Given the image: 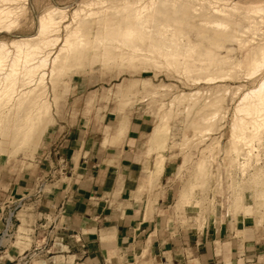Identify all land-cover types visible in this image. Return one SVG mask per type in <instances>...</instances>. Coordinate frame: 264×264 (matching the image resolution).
Segmentation results:
<instances>
[{"label":"rangeland","instance_id":"374dc122","mask_svg":"<svg viewBox=\"0 0 264 264\" xmlns=\"http://www.w3.org/2000/svg\"><path fill=\"white\" fill-rule=\"evenodd\" d=\"M24 1H20L21 4L19 3V8L21 7V10L17 14L19 18L17 20V17H15L17 21L14 20L16 23L12 28L9 30L5 29L6 31L4 29L0 30V44L6 43L9 45L19 39L35 37L39 32L40 18L49 10L60 9L66 13H64V16L67 18L62 22L59 32L57 34L53 33L55 36L49 35V39L54 37L60 38L61 41L59 40L54 50V53H58L61 46H63V40L66 39V34L68 33V36L71 33V29L75 31L79 23L82 22V24L78 29L79 32L72 31L74 32L73 35L75 34L74 36L79 39L76 44L75 39H73L74 36L72 38L75 43L73 54L59 64L54 76H52L49 67L45 68V73L48 75L44 79L43 87L39 89L36 95L28 97H25V95L23 97V95L17 93L12 98L8 97L6 99L4 97L5 100H0V118L4 120H0V124H2L1 129L3 130V133L1 132L2 130L0 131V161H7L11 165H16L22 164V162L35 164L39 160L43 161L46 159L45 169L47 172L60 170L50 158H53L55 148L66 133L64 127L67 124V120H72L75 123L77 119L82 118L79 117L77 110L80 109L83 112H87V114L91 113L93 108L106 110V112L112 114L110 123L116 121L121 129L129 123L131 114L137 111L139 116L144 118L146 123L153 127L151 143L155 144L154 142H156L158 150L166 151L169 174L167 181L163 183L167 186L170 196L164 197V200L167 199V206H171L174 221L179 224L183 223L185 227L191 230L198 229L201 232L212 230L217 233L221 232V234L232 233L237 236H241L246 227L249 229L253 226L254 230L260 235V238L264 235V206L261 207L264 205V138L262 139L264 137V127L259 137H251L253 138L252 141L249 137L252 135L249 131L252 130L245 131L243 138L247 140L244 141L242 139L241 141L237 138V135H240V130L233 132L232 127L236 118L237 107L242 102V99L246 94L257 89L264 80V70L253 78L249 76L251 70L249 63L246 61L247 55L251 54L255 56L264 48L263 23L258 22L255 24L250 19L251 17L224 18L211 12V8L207 12L208 7H205L206 11H204L205 9L199 10L200 3L196 2L192 8L197 7L198 12L194 13V9L189 10L185 15L186 22L181 18L184 22L180 20L179 23H183L180 25L177 21L179 27L177 23L170 20L165 14L155 17L151 26L156 29L155 34L158 32V36H147V34L140 36V40L143 41H139L142 42L141 45L138 42L135 44L141 50L139 53L137 52V55L136 53H129L124 47H102L99 43L104 35L106 37L104 39L107 40L118 38L116 34L121 35L120 30H110L105 27L110 21L116 19L118 26L122 25V23L124 24L125 15L122 13L119 16L116 15L115 8L112 9L111 7L115 4L116 6L125 4V0H104L108 1L104 6L105 8L95 6L96 2L98 3L103 0H94V2L93 0ZM129 1L127 2L133 3V1L137 0ZM231 1L237 3L244 10H251L257 6L264 7V0ZM110 2L112 5L109 4ZM145 2L147 3L148 0H143L142 3L144 4ZM3 3L5 4L4 0H2V3L0 2V6H5ZM84 4L91 5L92 7L90 9L86 8L87 10L85 11L87 12L85 13L84 11L81 14L76 24L77 21L73 22L72 14L76 9H82L81 6H84ZM7 6L9 8V6L14 5ZM106 10H108V13H106ZM90 11L98 12V15H95V17L91 16L90 18ZM191 14L192 17L190 16L189 20L187 17ZM164 15L166 19L172 21H168L171 24L166 22ZM200 15H203V17ZM206 16L208 17L206 18ZM215 18L216 20L221 19L229 24L231 23V25L233 24L236 30L239 29L236 35L234 33L235 39L232 38L233 32L228 31L225 33V36L221 37L224 41L219 40V36L217 34L215 36L209 26L206 25L205 27L203 24L205 21L213 22L216 21ZM173 19L175 21L176 19L179 20L178 18ZM87 21L88 24H92L88 25ZM202 21L204 22L202 23ZM185 23L187 26L184 25ZM86 24L88 26L85 27ZM193 24L194 27L192 26V28L194 29L191 28ZM67 25L70 26L68 27ZM168 26L172 28V32L167 31L166 28ZM105 29L108 30L106 31ZM102 30L104 31L103 36L101 35ZM114 31L116 34H114ZM182 32L183 34L181 35ZM162 33L166 35L163 36ZM188 33L189 35L187 36ZM229 33L230 35L232 34L230 39L228 38L230 36ZM110 34L111 37L109 38ZM199 34H204L203 37L207 35V40L200 37ZM247 34L254 38L247 36ZM224 37H227L226 40ZM89 38L90 40H88ZM255 38L257 43L259 41L261 45L257 44L256 46ZM179 40L180 43L178 42ZM214 40H216V43L214 42V45L210 44ZM87 41L90 42L88 43ZM199 41L200 45L198 44ZM247 41L249 45L251 44V47ZM191 44L194 47H191ZM221 44L227 47L224 48ZM165 45L172 51L169 53L165 52ZM76 46L79 48L77 49ZM199 46L204 49H201ZM145 48L149 57L146 54ZM190 48L194 49L191 51L189 50ZM143 51H145V54ZM140 53H143L145 58ZM172 55H176L177 58L173 60ZM73 56H75L74 59H72ZM222 68L225 72H222ZM217 71H221L220 74ZM209 76L217 78L216 82L212 84L205 81ZM21 81H19L20 84L18 85L19 90L27 92L31 86L26 85L25 81L29 83V80H24L22 83ZM43 93L45 94L43 95ZM9 99L11 100L10 105L7 104L8 102L6 103V100L9 101ZM4 106H6V109H2ZM44 107H47V109ZM10 108L12 110H9ZM39 108H42L41 111L45 112V115L42 113L38 117ZM1 111H4L6 114ZM46 111H49L48 115ZM8 112L9 117L7 116ZM3 115L4 117H2ZM14 115L16 116L15 119ZM47 116L50 119L46 118ZM23 118L27 122L30 121L28 123L29 126L27 122H24ZM34 120H37L36 123ZM192 121L194 126L192 125ZM206 122L208 124H205ZM30 124L34 126L33 130ZM36 124L37 127H35ZM27 127L31 128L32 132L30 130V133H28ZM1 135L4 137L3 139ZM25 137H27V141ZM248 138L251 143L248 141ZM20 141L22 142V146ZM236 143L241 144L238 145ZM202 166L203 168L201 169ZM28 167L31 168L27 165H21L23 169ZM30 170L32 171V169ZM158 170L160 171V168L157 169V174H159ZM65 171L63 170V172ZM206 175L208 176V181ZM156 185L162 187L161 183ZM159 198L157 197L156 200H159ZM195 205L196 207H194ZM21 207V205L18 206L15 214L20 212ZM18 218L24 221L23 212L19 214ZM16 231L15 228L14 231L7 232L3 244L6 241L11 244L16 239L19 240V235L15 234ZM20 231L22 232V229Z\"/></svg>","mask_w":264,"mask_h":264},{"label":"crops","instance_id":"0c3cea01","mask_svg":"<svg viewBox=\"0 0 264 264\" xmlns=\"http://www.w3.org/2000/svg\"><path fill=\"white\" fill-rule=\"evenodd\" d=\"M82 112L50 158L60 170L0 161V264H264L253 226L237 236L173 220L166 151L137 111L123 129L106 110Z\"/></svg>","mask_w":264,"mask_h":264},{"label":"bare ground","instance_id":"6f19581e","mask_svg":"<svg viewBox=\"0 0 264 264\" xmlns=\"http://www.w3.org/2000/svg\"><path fill=\"white\" fill-rule=\"evenodd\" d=\"M20 1L22 0H4L5 2V6H0V30L2 29H11L12 26L16 23L14 20H18V16L17 14L19 13L18 11L21 10V7L19 8V5L21 4ZM24 1V0H23ZM98 1V0H97ZM122 1V0H121ZM129 0H125V4L123 3L122 5H112V1L109 3L110 5H112V9L115 8L114 10L116 11V15L119 16V14H124L125 15V18H124V24L122 23V25L118 26V21L117 19L116 20H113V21H110V23H108L106 25L105 28H109L110 30H114V29H117L118 31L120 30V33L121 35L119 36V34H116L115 31H114V34L118 35V38H113L111 39V34L109 35V38L110 40H107V39H103L100 40V45L102 47H124L126 48L129 53H136L138 55V53L141 51L136 44V42L140 43L139 45H141L142 42H139V41H143V40H140V36L144 35V34H147V36H151V35H156L158 36V32H156L155 34V30L151 24L153 22V19L157 16H159L160 14H165L166 16H168V18H170V20H173V22L179 23L180 20L184 19V21L186 22L187 19L185 20L186 18V14L189 12V10L191 11V9H194L196 13L197 11V7H193V4L196 3V2H199L200 4V8H198L199 10H204L205 7H208V10L205 9L204 11L207 10V12L209 11V8H211V12L221 16V17H251L250 19H252L253 23H258V22H261L264 24V7H261V6H257L251 10H244L242 7H240L237 3H234L233 1L231 0H148V2L146 3H142L143 0H137V1H133V3H129L127 2ZM0 2L2 3V0H0ZM94 2V0H93ZM20 3V4H19ZM25 3V1H24ZM84 3H86V1H84ZM97 3V2H96ZM95 3V6L97 5L98 7L100 8H105L104 6L106 5V3H108V1H100L98 2L97 4ZM13 4L14 6H8L7 5H11ZM89 4H91L89 2ZM16 5V7H15ZM82 5V4H81ZM7 6V7H6ZM92 6H93V3H92ZM91 5H88V4H84V6H81L82 9L79 8L76 9V11H74V13L72 14V17H73V22L77 21L76 24L78 23V20L80 19V16L81 14H83V12L87 9H90V7H92ZM94 6V7H95ZM96 6V7H97ZM80 7V6H79ZM88 7V8H87ZM250 7V6H249ZM248 7V8H249ZM15 8V9H13ZM85 8V9H84ZM87 8V9H86ZM108 8V7H107ZM22 9H24L22 7ZM93 9V8H92ZM109 9V8H108ZM153 9V10H152ZM103 11V10H102ZM105 11V9H104ZM112 11V10H111ZM87 11H85L86 13ZM198 12V11H197ZM64 11L63 10H60V9H52V10H49L46 14H44L40 20H39V32L38 34L33 37V38H30V39H19V40H16V41H13L11 44H6V43H1L0 44V100L1 99H4L5 98L7 99L8 97L12 98L14 97L15 94H21L23 95V97H28V96H33V95H36V93H38L39 89L43 87L44 85V79L46 77V75H48L47 73H45V68L49 67L51 69V73H52V76H54L55 74V71H56V68L58 69V66L59 64L65 59H67L69 56H71L74 51V44L79 41V39L77 37H75L73 35V33L76 31V32H79L78 29L79 27L81 26L82 22L79 23L78 27L75 29L72 30L71 29V33L67 36L66 34V39L63 40V46H61L60 48V51H58V53H54V50H55V47L57 46V44L59 43V40L60 38H50L49 39V35L53 33L57 34V32H59V29H60V26L62 24L63 21L66 20V16H64ZM98 13V12H97ZM95 13V12H91L90 11V18L91 16H94L95 15L97 16L98 14ZM106 13H108V10H106ZM210 13V12H209ZM66 14V13H65ZM102 14V13H101ZM168 14V15H167ZM87 15V14H86ZM99 15H100V12H99ZM164 15V18L166 20L167 23H170L172 21H170L169 19H166V16ZM209 15V14H208ZM83 16V15H82ZM188 16V15H187ZM192 17V14L189 15L187 18L190 20V18ZM201 16V15H200ZM15 17H17L15 19ZM105 17H106V14H105ZM161 17V16H160ZM178 18L179 20L176 19V21L173 19V18ZM180 17V18H179ZM198 17V16H197ZM203 17V15L201 16ZM208 16H206L207 18ZM83 18V17H82ZM88 18V17H87ZM163 18V17H162ZM163 18V19H164ZM182 18V19H181ZM195 18H196V15H195ZM194 18V19H195ZM199 18V17H198ZM161 19V18H160ZM204 19V18H203ZM249 19V20H250ZM16 20V21H17ZM83 20V19H82ZM121 20V18H120ZM193 20V18H192ZM216 20V18H215ZM231 20V19H230ZM170 21V22H168ZM183 21V20H182ZM181 21V22H182ZM183 21V22H184ZM197 22H199L198 20H196ZM72 22V23H73ZM103 22V21H102ZM108 22V21H107ZM122 22V20H121ZM120 22V24H121ZM189 22V21H188ZM195 22V20H194ZM204 21H202L203 23ZM105 23V22H103ZM178 23H177V26H178ZM87 24H88V21H87ZM85 25L88 26V25ZM92 24V23H91ZM90 24V25H91ZM159 24V23H158ZM171 24V23H170ZM174 24V23H173ZM180 24V23H179ZM183 24V23H181ZM180 24V25H181ZM190 24H191V21H190ZM189 24V25H190ZM195 24V23H194ZM194 24L191 25V28L192 26L194 27ZM199 24V23H198ZM206 27L209 26L213 32H214V35L216 36V34L219 36V40H223L221 37L224 35L225 36V33L226 32H230L232 31L233 32V37L235 39V36H234V33L235 35L237 34V30L239 29H235V26L231 23H227L221 19L219 20H216V21H213V22H204L203 23ZM238 24V23H237ZM157 25V23H156ZM186 25V23L184 24ZM253 25V24H252ZM68 27L70 25H67ZM66 26V27H67ZM155 26V24H154ZM174 26H176L174 24ZM187 26V25H186ZM238 26V25H236ZM67 27V28H68ZM96 27V26H95ZM94 27V28H95ZM156 27V26H155ZM159 27V26H158ZM179 27V26H178ZM257 27V26H256ZM264 27V26H263ZM262 27V28H263ZM71 28V27H70ZM89 28V27H88ZM103 28V27H102ZM164 28V27H163ZM176 28V27H175ZM81 29V28H80ZM157 29H161V28H157ZM165 29V28H164ZM167 31L169 32H172V28L171 27H167L166 28ZM194 29V28H192ZM261 29V28H259ZM3 30V31H4ZM94 30V29H93ZM106 30V29H105ZM108 30V29H107ZM106 30V31H107ZM180 30V29H178ZM6 31V30H5ZM74 31V32H72ZM91 31H92V28H91ZM96 31V30H95ZM94 31V32H95ZM248 31V29H247ZM254 31V30H253ZM93 32V31H92ZM92 32H91V35H92ZM242 32V31H241ZM90 33V32H89ZM104 33V31L102 30V33L101 35ZM112 33V31H111ZM246 33V32H245ZM55 34L53 36H55ZM77 34V33H76ZM94 34V33H93ZM108 34V32H107ZM183 34V32L181 33V35ZM202 34V33H201ZM213 34V33H212ZM160 35V33H159ZM163 35V33H162ZM161 35V36H162ZM166 34L164 33L163 36H165ZM189 35V33L187 34V36ZM204 35V34H203ZM203 35H200V37H203ZM228 35V34H226ZM230 35V33H229ZM228 35V36H229ZM242 35V34H240ZM74 36V38H73ZM81 36V35H80ZM103 36V35H102ZM101 36V38H102ZM214 36V37H215ZM217 36V37H218ZM227 36V37H228ZM232 34L228 37L229 39L231 38ZM239 36V35H238ZM237 36V37H238ZM247 36H249L247 34ZM264 36V34H263ZM79 37V36H78ZM95 37V36H94ZM99 37V36H98ZM155 37V36H154ZM160 37V36H159ZM190 37V36H189ZM208 37L207 35L203 38H206ZM226 37V38H227ZM246 38V36H244ZM249 37H252V36H249ZM75 39V43H74V40ZM92 38V37H91ZM106 38V37H105ZM108 38V39H109ZM216 38V37H215ZM214 38V39H215ZM225 38V37H224ZM225 38V40H226ZM254 38V37H252ZM251 38V40H252ZM187 39V38H186ZM213 39V38H212ZM218 39H216L218 41ZM238 39V38H237ZM263 39V38H262ZM82 40V39H81ZM90 40V38L88 39ZM97 40V39H96ZM176 40V39H175ZM188 40V39H187ZM207 40V38H206ZM216 40H214L212 43L210 44H213ZM243 40V39H242ZM241 40V41H242ZM250 40V39H249ZM256 41V38L254 39ZM258 40V39H257ZM61 41V40H60ZM202 41H204L202 39ZM224 41V40H223ZM254 41V42H255ZM264 41V40H263ZM88 43L90 41H87ZM180 43V40L178 41ZM177 42V43H178ZM206 42V41H205ZM226 42V41H225ZM243 42V41H242ZM253 42V41H252ZM261 42V41H260ZM86 43V42H85ZM92 43V42H91ZM182 43V42H181ZM200 43V41L198 42V44ZM216 43V42H215ZM228 43V42H227ZM226 43V44H227ZM248 43V41H247ZM256 43V46L257 44H260L259 41L257 43V41L255 42ZM77 44V43H76ZM80 44V43H79ZM87 44V43H86ZM149 44V43H148ZM147 44V46H148ZM169 44V43H167ZM172 45V43H170ZM176 44V43H175ZM195 44V43H194ZM233 44V43H232ZM93 45V44H92ZM174 45V44H173ZM200 45V44H199ZM203 45V44H201ZM214 45V44H213ZM217 45V44H216ZM222 45V44H221ZM249 45V43H248ZM247 45V46H248ZM251 45V44H250ZM249 45V46H250ZM254 47L255 44H253ZM253 45H252V48H253ZM261 45V44H260ZM143 46V44H142ZM191 47L194 45L191 44L190 45ZM223 46V45H222ZM239 46V45H238ZM77 47V46H76ZM80 47V45H79ZM77 47V49L79 48ZM85 47V46H84ZM88 47V46H87ZM95 47V46H94ZM152 47V46H151ZM154 47V46H153ZM171 47V46H170ZM201 48V46H199ZM204 47V46H202ZM224 47V46H223ZM227 46L225 45L224 48H226ZM241 47V46H240ZM251 47V46H250ZM249 47V48H250ZM199 48V49H200ZM260 48V47H259ZM121 49V48H119ZM155 49V48H154ZM153 49V50H154ZM194 48H190L189 50H193ZM201 49H204V48H201ZM244 49V48H242ZM100 50V48H99ZM116 50V49H115ZM122 50V49H121ZM146 50V54H147V49L145 48ZM220 50V49H219ZM232 50V49H231ZM103 51V50H102ZM164 51L165 52H170L172 51L167 45L164 46ZM230 51V50H229ZM138 52V53H137ZM236 52V50H235ZM128 53V54H129ZM143 53L145 54V51H143ZM141 54L144 56V54ZM153 53V52H152ZM159 53V52H158ZM215 53V52H214ZM54 54V55H53ZM78 55V54H77ZM76 55V56H77ZM151 55V54H150ZM54 56V57H53ZM109 56V55H108ZM111 56V55H110ZM113 56V55H112ZM148 56V54H147ZM215 56V55H214ZM75 56L72 57V59H74ZM128 57V56H127ZM149 57V56H148ZM153 57V56H152ZM64 58V59H63ZM78 58V57H77ZM103 58V57H102ZM145 58V56H144ZM177 58L176 55H172V59L175 60ZM236 58V57H235ZM240 58V57H239ZM107 59V58H106ZM131 59V58H129ZM133 59V58H132ZM131 59V60H132ZM142 59V58H140ZM166 59V58H164ZM136 60V59H134ZM154 60V59H153ZM152 60V61H153ZM157 60V59H156ZM224 60V59H223ZM226 60V59H225ZM234 60V59H233ZM237 60V59H236ZM75 61V60H74ZM165 61V60H164ZM163 61V62H164ZM168 61V60H167ZM235 61V60H234ZM244 61V60H243ZM246 61L247 63H249V67H250V74L249 76L250 77H255L257 76L259 73H261L263 70H264V48L261 49L259 51V53H257L255 56L254 55H247L246 56ZM140 62V61H139ZM138 62V63H139ZM150 62V60H149ZM232 62V61H231ZM161 63V62H160ZM163 64V63H161ZM245 64V63H244ZM170 65V64H169ZM158 66V65H157ZM231 66V64H230ZM229 66V67H230ZM236 66H237V63H236ZM244 66V65H242ZM63 67V66H62ZM232 67V66H231ZM234 67V66H233ZM64 69V68H63ZM203 69V67H202ZM220 69V68H218ZM216 69V70H218ZM64 71V70H63ZM61 71V72H63ZM224 71V69L222 68V72ZM190 72V71H189ZM221 71H217V73L220 74ZM225 72V71H224ZM216 73V72H215ZM214 73V74H215ZM216 73V74H217ZM218 75V74H217ZM247 75V77H249ZM188 79V78H187ZM217 78H211L209 76V78H207L205 81H207L208 83H212L213 82H216ZM223 79V78H222ZM250 79V78H249ZM22 80V81H21ZM24 80H29V83L26 82V85H30V89L25 92V91H21L19 90V81H21V83L24 81ZM49 80V79H48ZM203 80V81H204ZM218 81V80H217ZM190 82V81H189ZM196 82V81H195ZM200 82V81H199ZM46 91V90H45ZM198 93V92H197ZM200 93V92H199ZM45 93H43L44 95ZM19 96V95H18ZM17 96V98H18ZM5 97V98H4ZM16 97V96H15ZM191 98V97H190ZM193 98V97H192ZM28 99V98H27ZM189 99V98H188ZM18 100V99H16ZM21 100V99H20ZM19 100V101H20ZM37 100V99H35ZM38 100H40L38 98ZM45 100V98H44ZM190 100V99H189ZM222 100V98H221ZM10 99L9 101L6 100V103L9 104L10 103ZM13 101V99H12ZM22 101V100H21ZM23 101H25L23 99ZM27 101V100H26ZM198 101V100H197ZM15 102V101H14ZM33 102V101H32ZM44 102V101H43ZM46 102V100H45ZM48 102V101H47ZM24 103V102H23ZM202 103V102H201ZM215 103V102H214ZM41 104V103H39ZM47 104V103H46ZM204 104V103H203ZM10 105V104H9ZM8 105V106H9ZM14 105V104H13ZM38 105V104H37ZM48 105V104H47ZM193 105V104H191ZM210 105V104H209ZM208 105V106H209ZM3 106V104H2ZM18 106H20L18 104ZM203 106V105H202ZM6 106H4V108L2 109H6L5 108ZM21 107V106H20ZM42 107V106H41ZM49 107V105H48ZM161 107V106H160ZM187 107V106H186ZM185 107V108H186ZM210 107V106H209ZM212 107V106H211ZM13 108V107H12ZM12 108H10L9 110H12ZM16 108V107H15ZM14 108V109H15ZM45 109H47V107H44ZM164 108V107H163ZM162 108V109H163ZM8 109V108H7ZM25 109V108H24ZM42 109V108H41ZM41 109L39 108V115L38 117L41 116V114L43 113L41 111ZM195 109V108H194ZM20 110V109H19ZM49 110V109H48ZM7 111V110H6ZM5 111V112H6ZM35 111V110H34ZM192 111V110H191ZM4 113V111H1ZM12 112V111H11ZM38 112V110H37ZM47 112V115H48V112L49 111H46ZM169 112V111H168ZM200 112V111H199ZM28 113V111H27ZM45 113V112H44ZM43 113V114H44ZM175 113V112H174ZM212 113V112H211ZM6 114V113H4ZM9 112L7 113V116H8ZM20 114V113H18ZM218 114V113H217ZM2 115V113H1ZM29 115H30V112H29ZM45 115V114H44ZM43 115V116H44ZM168 115V114H167ZM214 115V114H213ZM15 116V115H14ZM165 116V115H163ZM4 117V115L2 116ZM9 117V116H8ZM25 117V115H24ZM27 117V115H26ZM45 117V116H44ZM43 117V118H44ZM166 117V116H165ZM200 117V115H199ZM203 117V116H202ZM215 117V115H214ZM213 117V118H214ZM7 118V117H6ZM16 118V116L14 117V119ZM32 118V116H31ZM30 118V120L32 121V119ZM36 118V117H35ZM46 118H49L48 116ZM2 118H0L1 120ZM13 119V117H12ZM28 120V118H26ZM37 119V118H36ZM50 119V118H49ZM170 119V118H169ZM168 119V120H169ZM190 119V118H189ZM200 121L201 118H199ZM204 119V118H203ZM3 120V119H2ZM8 120V118H7ZM19 120V119H18ZM24 120V118H23ZM40 120V118H39ZM38 120V121H39ZM43 120V119H42ZM209 120V119H208ZM211 120V119H210ZM4 121V120H3ZM15 121V120H13ZM35 121V120H34ZM37 121V120H36ZM35 121V123H36ZM48 121V120H47ZM46 121V123H48ZM171 121H172V117H171ZM196 121V120H195ZM194 121V122H195ZM207 121V120H206ZM212 121V120H211ZM7 122V121H6ZM24 122L26 123L27 121L24 120ZM43 122V121H42ZM41 122V123H42ZM169 122V121H168ZM191 122V120H190ZM23 123V122H22ZM30 123L27 122V124ZM33 123V121H32ZM38 123V122H37ZM205 124H208L207 122ZM0 131L2 130L1 127H2V124H0ZM14 125V124H13ZM18 125V124H17ZM32 124H30V127H32V130H33V127L34 126H31ZM42 125V124H41ZM192 125H193V121H192ZM29 126V124H28ZM163 126V125H162ZM187 126V124H186ZM194 126V125H193ZM37 127V124L36 126ZM233 132H235V130H240V135H237V138L238 140H241L244 139L243 137V133L245 134V131L247 130H252V131H249L250 134L252 133L251 136H249L250 138L253 137H259L261 135V130L262 128L264 127V80L262 81V83L259 85V87L257 89H254L252 90L251 92H249L248 94L245 95V97L242 99V102L240 103V105H238L237 107V110H236V118H235V121L233 122ZM28 128V127H27ZM46 128V127H45ZM163 128V127H162ZM210 128V127H209ZM8 129H9V126H8ZM10 129H11V126H10ZM26 129V128H25ZM159 129V128H158ZM31 128L29 129L28 128V133L32 132ZM45 130V129H44ZM188 130V129H187ZM186 130V131H187ZM22 131V129H21ZM26 131V130H25ZM30 131V132H29ZM190 131V130H189ZM3 133V130L1 131ZM0 132V133H1ZM23 132H24V129H23ZM39 132V131H37ZM209 132V131H207ZM237 132V131H236ZM17 133V131H16ZM22 133V132H21ZM26 133V134H28ZM167 133V132H166ZM186 133V132H185ZM20 134V133H19ZM31 135V134H30ZM157 135V134H156ZM23 136V135H22ZM264 136V135H263ZM2 137V135H1ZM19 137V136H18ZM24 137V136H23ZM29 137V135H28ZM234 137V136H233ZM235 137H236V133H235ZM4 137H2L3 139ZM32 138V137H31ZM247 138V137H246ZM251 138L250 140L252 141ZM264 137H262L263 139ZM27 139V137H25V140ZM29 139V138H28ZM164 140V139H163ZM162 140V141H163ZM235 140V139H234ZM237 140V139H236ZM247 140V139H244V141ZM249 138H248V141H250ZM12 141V140H11ZM14 141V140H13ZM24 141V140H23ZM27 141V140H26ZM25 141V143H26ZM162 141H161V144H162ZM166 141V140H165ZM250 141V143H251ZM260 141V140H259ZM264 141V139H263ZM262 141V142H263ZM7 142V141H6ZM233 142V141H232ZM256 142V141H255ZM22 142L20 141V144ZM155 145L157 146L156 142H154ZM253 143V142H252ZM8 144V142H7ZM24 144V142H23ZM159 144H160V141H159ZM238 144V143H236ZM241 144V143H239ZM238 144V145H239ZM261 144V143H260ZM166 145V144H165ZM233 145V144H232ZM264 145V143H263ZM22 146V144H21ZM252 146V145H250ZM19 147V146H18ZM244 147V146H243ZM5 148V147H4ZM257 150V149H256ZM234 152V151H233ZM249 154V153H247ZM251 154V153H250ZM241 155V154H240ZM262 155V154H261ZM160 156V155H159ZM242 156V155H241ZM249 157V156H248ZM241 158V157H240ZM164 159V158H163ZM236 159V158H234ZM244 159V158H243ZM245 160V159H244ZM163 162V161H162ZM203 164V163H202ZM246 164V163H245ZM203 168V166L201 167V169ZM206 168V167H205ZM204 168V170H205ZM208 169V168H207ZM208 171V170H207ZM197 174V172H196ZM208 178V176L206 175V179ZM197 179V177H196ZM200 179V178H199ZM208 181V179H207ZM206 182V181H205ZM210 182V180H209ZM199 185V184H198ZM192 186H194L192 184ZM197 186V185H196ZM199 187V186H198ZM197 187V188H198ZM200 189V188H199ZM207 190V189H206ZM206 192V191H205ZM264 192V191H263ZM204 193V192H203ZM205 198V197H204ZM203 199V198H202ZM206 201V200H205ZM259 202V201H258ZM195 203V201H194ZM262 204V203H261ZM206 206V205H205ZM232 206V205H231ZM264 205H262L261 207H263ZM196 207V205L194 206ZM259 207V206H258ZM257 207V208H258ZM204 211V210H203ZM232 215V214H231Z\"/></svg>","mask_w":264,"mask_h":264},{"label":"built area","instance_id":"2783aa9c","mask_svg":"<svg viewBox=\"0 0 264 264\" xmlns=\"http://www.w3.org/2000/svg\"><path fill=\"white\" fill-rule=\"evenodd\" d=\"M28 261H29L28 259H27V260H26V259H24L23 263H24V264H27V263H28Z\"/></svg>","mask_w":264,"mask_h":264}]
</instances>
